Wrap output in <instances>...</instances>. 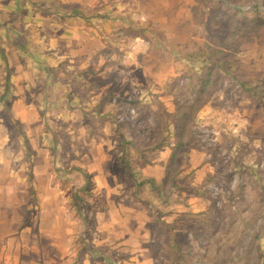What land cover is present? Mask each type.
Segmentation results:
<instances>
[{
    "label": "rangeland",
    "instance_id": "374dc122",
    "mask_svg": "<svg viewBox=\"0 0 264 264\" xmlns=\"http://www.w3.org/2000/svg\"><path fill=\"white\" fill-rule=\"evenodd\" d=\"M101 1L111 32L65 59L77 110L11 80L0 102V264H264V0Z\"/></svg>",
    "mask_w": 264,
    "mask_h": 264
},
{
    "label": "crops",
    "instance_id": "0c3cea01",
    "mask_svg": "<svg viewBox=\"0 0 264 264\" xmlns=\"http://www.w3.org/2000/svg\"><path fill=\"white\" fill-rule=\"evenodd\" d=\"M118 2H115L116 7H122L121 2ZM50 6L54 11L47 10ZM107 6L110 5L101 0H0V59L5 66L0 93L5 90L6 79L9 84L10 80L14 83L20 81L19 87L23 92L17 96L20 100L47 98V110H56L61 106L77 110L74 102L77 97L62 76L65 71V59L73 54H82L83 58L87 59L85 54L91 51L93 37L96 34L111 32L113 24L106 18L107 12L110 11L106 9ZM102 8L104 11L101 13ZM29 34H51V37L47 41L44 37L41 41L36 39L38 42L30 44ZM28 88L34 89L33 93L26 94L25 89ZM13 93L11 89L9 98L14 97ZM69 113L68 111L67 115ZM32 130L29 143L36 151L32 156L35 163L34 173L38 178L49 179L51 173L43 166L47 155L45 148L39 145L41 138L38 140L36 130ZM80 169L85 173L93 171L80 166L72 168L79 170L84 176ZM100 173L110 180L100 186L106 189L105 196L110 206L107 212L118 213L122 206L118 201L117 173L111 172L107 166L97 174ZM145 174L153 179L164 178L163 165L147 164ZM3 191L7 193L10 190ZM43 191L52 190H38Z\"/></svg>",
    "mask_w": 264,
    "mask_h": 264
},
{
    "label": "trees",
    "instance_id": "16d2710c",
    "mask_svg": "<svg viewBox=\"0 0 264 264\" xmlns=\"http://www.w3.org/2000/svg\"><path fill=\"white\" fill-rule=\"evenodd\" d=\"M9 92H10V84H9V81L8 79H6V83H5V90L4 92L0 95V102L2 103H7V100L9 98ZM182 145V143H178L177 144V149L180 148ZM80 171L84 174V176L86 177L87 176V173H85L83 170L80 169ZM144 182H148L152 187H155L156 186V182L154 181L153 178H144L142 180H139L138 181V185L139 184H142Z\"/></svg>",
    "mask_w": 264,
    "mask_h": 264
}]
</instances>
